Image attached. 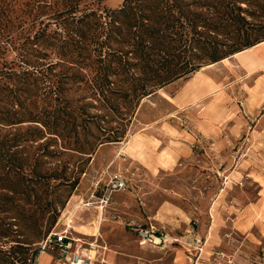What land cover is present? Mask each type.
Returning a JSON list of instances; mask_svg holds the SVG:
<instances>
[{
	"label": "trees",
	"instance_id": "1",
	"mask_svg": "<svg viewBox=\"0 0 264 264\" xmlns=\"http://www.w3.org/2000/svg\"><path fill=\"white\" fill-rule=\"evenodd\" d=\"M106 2L0 0V264H36L146 99L264 42V0Z\"/></svg>",
	"mask_w": 264,
	"mask_h": 264
},
{
	"label": "rangeland",
	"instance_id": "2",
	"mask_svg": "<svg viewBox=\"0 0 264 264\" xmlns=\"http://www.w3.org/2000/svg\"><path fill=\"white\" fill-rule=\"evenodd\" d=\"M209 66L146 99L128 137L100 146L86 166L54 229L71 226L75 236L106 246L105 262L95 264H115L108 253L118 264H190L193 241L184 247L168 237L150 247L128 226L163 230L156 216L164 204L191 215L210 261L264 264V65L247 70L230 58ZM116 178L125 190L112 191ZM36 264L65 263L41 253Z\"/></svg>",
	"mask_w": 264,
	"mask_h": 264
},
{
	"label": "built area",
	"instance_id": "3",
	"mask_svg": "<svg viewBox=\"0 0 264 264\" xmlns=\"http://www.w3.org/2000/svg\"><path fill=\"white\" fill-rule=\"evenodd\" d=\"M126 182L122 178H116L111 183L112 191H121L126 189ZM101 212L109 203L107 197L100 199ZM87 205H90L87 204ZM131 229L136 232L140 239V244L149 246H162L168 242V234L159 229L153 223L143 226L139 223L128 224ZM177 241V240H175ZM202 239H194V246L197 252L203 253ZM100 250L106 251V246H101L98 240L87 242L81 237L73 234L71 226H67L61 231H53L47 239L40 244V252L52 255L57 261L65 264H95L97 261L104 263V259H100Z\"/></svg>",
	"mask_w": 264,
	"mask_h": 264
},
{
	"label": "crops",
	"instance_id": "4",
	"mask_svg": "<svg viewBox=\"0 0 264 264\" xmlns=\"http://www.w3.org/2000/svg\"><path fill=\"white\" fill-rule=\"evenodd\" d=\"M232 58H236L241 63V65L244 66V68H246L247 70H255L259 65L260 66L264 65V42L253 47V48H251V49H249V50L243 51V52L239 53L238 55H236L235 57H232ZM228 61H229V59H228ZM228 61H222L221 63L228 62ZM217 64H215V65H217ZM214 66H212V67H214ZM101 215H103V214H101ZM156 217L159 220H161L163 225H165V226H163L164 230H166L167 227L173 228V229H169L171 232L166 231V234H168V237H171V239H173L174 242L180 243L185 247L186 242L188 240L193 241L192 244L188 245V246H190L191 249L194 250V253H191V254H194V256H195V257H191V256L189 257V260L191 262L190 264H215L214 261H217V260L213 259L214 261H210L209 257L204 255V253L199 255V253L197 252V250L194 246V239L199 238V235L196 232V230L194 228H191L192 226H190V223L192 220L191 215H189L186 212H183L182 210H180L179 208H177L171 204H164L160 208V210L158 211ZM177 230H180L181 234L174 232ZM175 240H177V241H175ZM150 247L159 248L160 246H150ZM102 255L107 256V251L103 252V250H100V256H102ZM108 258L110 260H111V258H114V260H116L115 264H118L117 260L120 259V257H117L113 253H108Z\"/></svg>",
	"mask_w": 264,
	"mask_h": 264
},
{
	"label": "bare ground",
	"instance_id": "5",
	"mask_svg": "<svg viewBox=\"0 0 264 264\" xmlns=\"http://www.w3.org/2000/svg\"><path fill=\"white\" fill-rule=\"evenodd\" d=\"M259 47V46H258ZM239 54V53H238ZM238 54H236V55H238ZM236 55H234L233 57H235ZM241 57V56H240ZM230 59V58H229ZM224 61H228V59H226V60H224ZM215 65V64H214ZM214 65H211V66H209V67H212V66H214ZM208 67V68H209Z\"/></svg>",
	"mask_w": 264,
	"mask_h": 264
}]
</instances>
